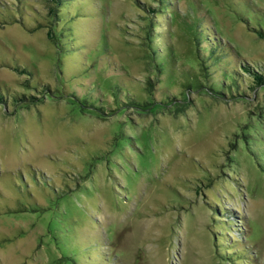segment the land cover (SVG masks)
I'll use <instances>...</instances> for the list:
<instances>
[{"label":"rangeland","instance_id":"rangeland-1","mask_svg":"<svg viewBox=\"0 0 264 264\" xmlns=\"http://www.w3.org/2000/svg\"><path fill=\"white\" fill-rule=\"evenodd\" d=\"M167 1L158 56L154 0H89L63 52L50 0L20 3L31 30L0 23V86L39 97L0 106V264H264V87L238 70H264V0Z\"/></svg>","mask_w":264,"mask_h":264},{"label":"trees","instance_id":"trees-1","mask_svg":"<svg viewBox=\"0 0 264 264\" xmlns=\"http://www.w3.org/2000/svg\"><path fill=\"white\" fill-rule=\"evenodd\" d=\"M51 5L48 10V37L49 39L58 46L59 51L63 52L64 48L58 44L59 41V36L63 35L59 32V29L62 27V23H65V21H68V19L74 20L75 18L79 17L80 14L84 11L83 7H87L89 5V0H87V3H85V0H50ZM76 2H79V9L81 10H75L77 9L75 4ZM156 3L155 8H150L144 6L142 9L145 14H147V20H148V25H147V31H146V41H147V46L150 49L151 53L153 56H158V53H160V47H155V44L157 42V38L155 36V31L156 28L158 27L154 25V19L156 20L159 16H161L163 13H168L170 10H172L171 5L169 4V1L167 0H154ZM168 2V4H167ZM22 3V0H14V3L11 5L4 7L5 12H0V16H2L3 19L0 20V23L2 24H18L21 27H23L26 30H29V24L26 22L25 16L26 10H24V5H20ZM84 3V4H83ZM83 9V10H82ZM70 11V12H68ZM175 13L174 11L170 13L173 14ZM245 23L247 22V27L250 24L247 21H244ZM39 25V24H38ZM41 25V24H40ZM44 26V25H41ZM40 26V27H41ZM254 33L257 34L259 39L264 40V21L260 23L257 27L253 26ZM63 29V28H62ZM61 29V30H62ZM31 30V29H30ZM211 40V39H210ZM211 46H213V41H210ZM61 47V48H60ZM198 58L200 60V71L204 77L208 78L210 77L208 67L206 65L207 61L206 56L199 51L198 52ZM214 59V50L210 52ZM212 59V60H213ZM215 63V60H213V65ZM230 63V62H229ZM211 64V65H212ZM15 72H17L20 75H24L27 77V83L26 86H28L31 90L35 91L36 94H39L41 97H45L47 93L51 92L50 86L47 84H42L39 81V78L36 75V72L34 69L29 68L28 65H23L19 64L17 61L15 63L10 65ZM240 69V74L242 79H244V86L248 88V90H254L256 88L264 87V70L259 68V67H253L249 63L242 62L240 63V67H238V70ZM30 86H29V85ZM149 86L151 87V82L149 83ZM149 87V88H150ZM152 89V88H151ZM30 99L26 98V95H13L9 94V90L6 89L4 86H0V106H5L7 105L10 101L13 102L15 105H23V104H29V103H34L35 100L39 99V97H34L33 95H30ZM236 100V98L234 99ZM22 208H27L22 206ZM39 210H41V207H38ZM22 211L24 209H21ZM28 211V210H26ZM25 212V211H23ZM232 232L234 231L233 228H230ZM235 242H239L238 238L241 239V237L236 236ZM243 242V241H240ZM237 246H230L228 247L227 245V250H233V253L227 252V256L223 257L222 260L228 261L235 263L239 259V251L241 250V247H238L240 243L236 244ZM230 251V252H231ZM71 261L73 258L70 259ZM86 262H92L95 263L94 260H86Z\"/></svg>","mask_w":264,"mask_h":264}]
</instances>
